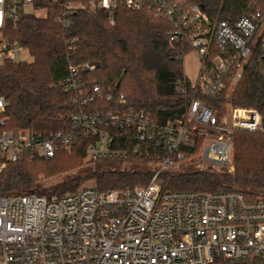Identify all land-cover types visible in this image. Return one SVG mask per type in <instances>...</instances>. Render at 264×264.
Masks as SVG:
<instances>
[{"label":"built area","instance_id":"1","mask_svg":"<svg viewBox=\"0 0 264 264\" xmlns=\"http://www.w3.org/2000/svg\"><path fill=\"white\" fill-rule=\"evenodd\" d=\"M43 1L0 0V64L25 62L18 58L27 49L7 42L2 31L10 19L45 15L46 8L36 6ZM52 1L61 6L56 21L63 27L82 9H101L113 23L120 7L141 11L150 4L173 25L171 41L196 54L200 70L196 81L185 74L176 87L180 95H187V88L192 95L185 117L175 122L127 107L123 94L92 79L98 64L90 61L69 63L62 83L78 106L67 117L69 129L47 136L8 131L10 102L0 94V175L23 157L50 161L59 149L71 154L79 138L89 139L90 162L137 163L152 173L148 185L133 189L0 196V264H213L218 257L264 258V197L171 191L162 180L180 172L200 141L197 168L220 170L229 165L236 133L264 134L258 110L231 106L221 114L209 104L235 90L256 52L264 71V7L231 23L185 0ZM76 42L68 41L72 51Z\"/></svg>","mask_w":264,"mask_h":264},{"label":"trees","instance_id":"2","mask_svg":"<svg viewBox=\"0 0 264 264\" xmlns=\"http://www.w3.org/2000/svg\"><path fill=\"white\" fill-rule=\"evenodd\" d=\"M152 2L153 0H146ZM201 6L210 16L234 23L264 7V0H185ZM46 8L43 16L22 15L8 20L3 38L26 48L33 61L0 64V94L10 102L6 111V129L13 132L29 131L47 136L69 129L68 115L78 110L74 96L64 91L63 81L68 76L69 63L96 62L98 69L91 74L103 86L116 89L127 100V107L142 111L160 122L180 121L185 117L191 90L180 95L176 87L184 79L182 57L190 50L171 41L173 25L163 16H156L150 4L141 11L120 7L112 23L101 9L79 10L71 17L68 27L57 23L60 5L52 0L37 2ZM77 39L75 50L68 41ZM256 52L247 64L235 90L225 91L211 98L210 107L224 113L228 104L233 107L253 108L264 120V71ZM106 108L110 104H104ZM236 151L240 146L253 144L261 153V168L257 169L236 155L235 172L195 170L170 175L167 189L186 192L244 193L250 199L264 196V134L238 132ZM89 139L75 141L69 154L59 149L50 160L23 157L9 165L0 175V196L14 197L36 193L46 196H65L78 192L86 180H93L99 191L133 189L148 185L149 170L119 169L117 165L99 167L84 176L66 177L48 189L38 190L36 166H44L51 175L77 168L87 159ZM196 149L191 153L197 151ZM115 161H98L97 163ZM49 174V175H50ZM213 264H264V258L237 262L218 257Z\"/></svg>","mask_w":264,"mask_h":264},{"label":"rangeland","instance_id":"3","mask_svg":"<svg viewBox=\"0 0 264 264\" xmlns=\"http://www.w3.org/2000/svg\"><path fill=\"white\" fill-rule=\"evenodd\" d=\"M30 9L27 8V11H29ZM43 15V14H39ZM19 60L21 61H25V62H32L33 61V57L31 56L30 52L28 50H24L21 52L19 58ZM199 70H200V62L197 59V56L194 52H189L185 58H184V71L185 74L188 76V78L191 81H196L198 78V74H199ZM233 107V106H232ZM231 108V105L228 104L225 108V111H228V109ZM235 142V141H234ZM235 144V143H234ZM200 145L202 146V142L200 141ZM196 151V153H194V156L190 159L187 160L185 163H182L180 165V172L185 171L188 167L191 169V171H195V170H199L197 168V165L200 163V157H199V153H200V148ZM196 155V156H195ZM236 155L238 157L241 158V160H244L245 164H249L254 168L260 169L261 168V157H262V153L258 148H255L253 146V144H244L243 146H240L239 150L236 151L235 146L233 145L232 147V153L230 156V161H229V165L224 168V169H214V168H210L214 171H227L229 173H234L235 172V168H236V164H235V157ZM117 164H112L111 162L106 163V162H102V163H97V162H90L89 160H85L83 162V164L77 168H71L68 169L67 171L58 174V175H51L50 172H45L47 169L49 168H45L44 166H36L35 167V173H37L38 175V181H37V185L39 186L38 190H43V189H48L51 186L61 182L62 180H64L66 177H74L77 175L80 176H84L86 174H89L92 171L97 170L99 167H112ZM118 166V165H117ZM141 166V167H140ZM119 169L122 170H126V169H131V170H150V168L148 166L145 165H139L137 163H133V164H128L126 166H118ZM203 170H208V169H203ZM48 171V170H47ZM50 174V175H49ZM170 175L169 174H164L162 176V180H165V185L166 187L168 186V179H169ZM164 182V181H163ZM139 186H145V185H139ZM87 187H95V183L93 180H86L83 184V186L81 187V189L87 188ZM80 189V190H81ZM264 197V196H262Z\"/></svg>","mask_w":264,"mask_h":264}]
</instances>
